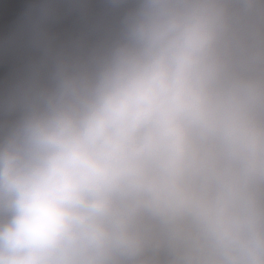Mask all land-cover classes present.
I'll return each instance as SVG.
<instances>
[{"label":"clouds","instance_id":"1","mask_svg":"<svg viewBox=\"0 0 264 264\" xmlns=\"http://www.w3.org/2000/svg\"><path fill=\"white\" fill-rule=\"evenodd\" d=\"M0 11V264H264V0Z\"/></svg>","mask_w":264,"mask_h":264}]
</instances>
